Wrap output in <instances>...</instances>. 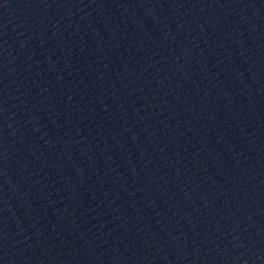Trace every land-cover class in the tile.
I'll use <instances>...</instances> for the list:
<instances>
[{
    "label": "water",
    "instance_id": "water-1",
    "mask_svg": "<svg viewBox=\"0 0 264 264\" xmlns=\"http://www.w3.org/2000/svg\"><path fill=\"white\" fill-rule=\"evenodd\" d=\"M0 264H264V0H0Z\"/></svg>",
    "mask_w": 264,
    "mask_h": 264
}]
</instances>
